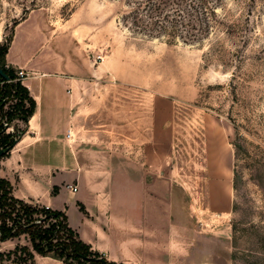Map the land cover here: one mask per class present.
<instances>
[{"label": "rangeland", "instance_id": "374dc122", "mask_svg": "<svg viewBox=\"0 0 264 264\" xmlns=\"http://www.w3.org/2000/svg\"><path fill=\"white\" fill-rule=\"evenodd\" d=\"M132 9L126 0H0V53L32 22L29 48L82 66L73 157L113 175L116 195L146 191L153 210L167 197L169 264H264V0H225L223 22L197 38L183 22H135ZM12 70L10 81L0 76L3 92L28 76ZM2 202L0 264L71 251L53 218L38 227L55 228L48 238L26 230L44 207L29 215Z\"/></svg>", "mask_w": 264, "mask_h": 264}, {"label": "crops", "instance_id": "0c3cea01", "mask_svg": "<svg viewBox=\"0 0 264 264\" xmlns=\"http://www.w3.org/2000/svg\"><path fill=\"white\" fill-rule=\"evenodd\" d=\"M33 29L32 22H20L5 55L7 67L28 73L20 83L34 101V109L27 119L16 115L3 121L2 134L17 140L0 159V176L10 182L17 199L63 212L68 226L100 258L116 264H169L176 240L170 242L163 210L167 197L159 195L160 206L153 210V196L146 191L139 196L136 190L128 196L116 195L113 175L91 173L94 169L74 159L72 123L74 109L80 105L76 98L84 70L71 60L55 58L49 49L35 53L38 47L30 44L29 48L28 43ZM4 102L0 120L4 114L18 112L16 95ZM24 102L29 108V99ZM36 264L64 262L41 255Z\"/></svg>", "mask_w": 264, "mask_h": 264}, {"label": "trees", "instance_id": "16d2710c", "mask_svg": "<svg viewBox=\"0 0 264 264\" xmlns=\"http://www.w3.org/2000/svg\"><path fill=\"white\" fill-rule=\"evenodd\" d=\"M225 0H126L130 6L133 7L131 17L135 19V22H148L149 20L154 22H183V24L188 27L192 26L191 29H198L197 34L188 33V37L197 38L199 35H206L209 30L213 27V22H223V20L218 18L217 9ZM177 15V16H176ZM178 17V18H176ZM164 29H167L168 26L164 25ZM186 41L189 39L186 36ZM191 39V38H190ZM11 40L9 41V43ZM9 43L3 48L0 53V66L4 70V72L9 76L10 81L13 79L14 71L6 66L5 63V55L8 51ZM5 87V92L0 89V97L4 94L2 98H0V107L2 108L5 104L4 100L6 98L12 97L16 95L19 99L17 104V111L15 113H9L8 119L10 120L12 117L18 115L22 116L24 119H27L29 115L32 114L34 109V101L31 100L28 96V92L25 87L21 85L20 82L13 83L8 82L7 84H3ZM15 90V91H14ZM15 92V93H14ZM29 99L30 106L29 108L25 107V100ZM4 126L1 125L0 122V150H4V154L2 157L6 156L10 150L12 149L15 141L17 140V136L11 134H2ZM13 187L10 182L4 178H0V199L4 202L11 203H19L27 214L33 215L34 213H38V208L29 206L22 200L17 199L13 196ZM0 201V202H1ZM13 204V205H14ZM81 209L84 210V206L80 204ZM44 212L47 214L43 218H38L40 224H36L31 222L27 226V231L31 232L33 237H40L41 239L48 238L49 235H52L53 229H40L38 227L41 224H45L53 218L57 221V229L58 233L62 231V229L66 230L67 236L72 241L71 251H68L67 246H62L60 249V253L58 255H49L48 253L54 252L55 249L53 247L48 248V252H42L43 256H52L54 258L63 260L66 264L69 260H78L79 263L89 262L93 264H116L113 262H108L104 258H100V256L96 253H93L90 249V246L82 242L78 238V234L68 226L66 215L58 210H52L49 208H44ZM40 211V210H39ZM40 225V226H39ZM38 228V229H37ZM36 229V230H35ZM9 235H12L11 231L4 230ZM38 248V246H36ZM39 251H42L40 249Z\"/></svg>", "mask_w": 264, "mask_h": 264}, {"label": "water", "instance_id": "95a60500", "mask_svg": "<svg viewBox=\"0 0 264 264\" xmlns=\"http://www.w3.org/2000/svg\"><path fill=\"white\" fill-rule=\"evenodd\" d=\"M0 76L5 80H9V76L4 72L1 66H0ZM3 154H4V150H0V158L2 157Z\"/></svg>", "mask_w": 264, "mask_h": 264}, {"label": "built area", "instance_id": "2783aa9c", "mask_svg": "<svg viewBox=\"0 0 264 264\" xmlns=\"http://www.w3.org/2000/svg\"><path fill=\"white\" fill-rule=\"evenodd\" d=\"M98 58H101V56H98ZM25 75H26L25 72L21 69L20 72H19V76L23 78ZM71 187H72V185H71ZM72 190H73L74 192H76V191L78 190L77 186H74V187L72 188Z\"/></svg>", "mask_w": 264, "mask_h": 264}]
</instances>
